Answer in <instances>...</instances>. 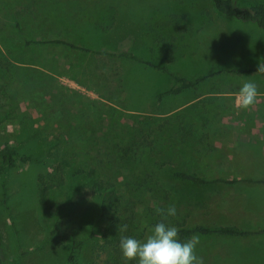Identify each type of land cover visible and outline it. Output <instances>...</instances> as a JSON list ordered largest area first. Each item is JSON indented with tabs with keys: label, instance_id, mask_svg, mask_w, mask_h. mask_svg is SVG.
Masks as SVG:
<instances>
[{
	"label": "rangeland",
	"instance_id": "obj_1",
	"mask_svg": "<svg viewBox=\"0 0 264 264\" xmlns=\"http://www.w3.org/2000/svg\"><path fill=\"white\" fill-rule=\"evenodd\" d=\"M53 37L86 50L47 41ZM121 51L180 77L211 75L196 90L156 100L172 79ZM260 62L264 30L219 15L209 0H0V149L33 158L0 174L2 264H62L71 235L83 240L79 261L125 264L99 236L91 178L113 184L118 226L137 239L160 221L156 209L170 205L177 214L166 222L177 228L264 229V135L246 143L231 134L252 121L264 127ZM245 82L258 91L248 109L234 105V94L203 97L201 111L197 101L184 105L197 94L235 93ZM218 102L223 112L215 111ZM61 158L69 166L60 170ZM174 170L214 181L196 185ZM193 235L204 264H264V230L180 240Z\"/></svg>",
	"mask_w": 264,
	"mask_h": 264
},
{
	"label": "trees",
	"instance_id": "obj_2",
	"mask_svg": "<svg viewBox=\"0 0 264 264\" xmlns=\"http://www.w3.org/2000/svg\"><path fill=\"white\" fill-rule=\"evenodd\" d=\"M211 7L221 16L229 17L233 19H238L241 21H250L254 22L259 28L264 30V2L253 3L244 7L238 6L234 3V0H209ZM18 22H15V27L18 28ZM43 40V39H40ZM51 43H61L67 45L72 48L86 50L84 48L76 47L71 42L65 41L58 37H53L50 40H47ZM27 42V41H26ZM121 57H126L129 59H133L141 62L144 65L154 67L161 72L165 73L169 76L173 84L170 85L166 90L159 91L155 94L156 100H158L162 95L178 93L183 89H195L196 85L201 81L206 79L210 74H204L198 77H194L192 79H188L185 77H180L178 75L170 72L165 66H159L157 64L151 63L150 61H143L140 58L134 56L129 51H121L117 54ZM253 69H245V70H235L239 73L250 72L255 70ZM224 72H233L234 70L226 69L222 70ZM219 72V71H216ZM212 72V73H216ZM221 72V71H220ZM33 159L31 156L26 154H21L13 150L12 148L0 149V174L4 172L7 167H11L15 164L16 161L24 163L28 160ZM69 166V162L61 158V160L57 163L56 167L58 169H62L63 167ZM172 175L179 177L183 180H186L190 183L196 185H204L214 180H209L202 176H198L193 173H188L184 171L174 170L172 171ZM41 175L38 176V182H40ZM215 181H224V182H234L235 180H222L220 178L215 179ZM264 182V181H263ZM91 187L98 193L99 202H98V217L102 220L103 225L99 232V236L107 246L111 247L116 255L117 259L119 257L120 261L124 260L122 258V253L119 247V241L121 235H128V230L124 233H121L118 230L119 223V212H118V195L113 189V184L106 179H90ZM2 186V196L4 195L3 184ZM43 193V191H42ZM44 194V193H43ZM59 213H54V221L51 225L50 233H53V229L56 225V218H58ZM179 232V239H186L192 234H216V235H231V236H244L255 233H260L264 229H259L255 231L251 230H243L239 229L236 226L232 225H218V226H206V225H193L189 227H179L177 228ZM92 232L89 233L88 237H90ZM83 240L77 238L75 235L70 236V240L67 246V250L65 253L64 261L62 264H92L89 262H81L77 259V255L79 252V248L82 244ZM125 263V261H124ZM0 264H2V259L0 256Z\"/></svg>",
	"mask_w": 264,
	"mask_h": 264
},
{
	"label": "clouds",
	"instance_id": "obj_3",
	"mask_svg": "<svg viewBox=\"0 0 264 264\" xmlns=\"http://www.w3.org/2000/svg\"><path fill=\"white\" fill-rule=\"evenodd\" d=\"M256 72L264 73V63H259ZM257 85L245 82L235 98L238 109H248L256 102ZM156 214L160 221L151 226L149 234L143 239L121 235L119 247L125 264L135 261L136 264H204L203 257L196 255V246L200 242L198 235H193L186 241L179 239L177 227L167 223L168 217L177 214L175 205L167 208H157ZM121 233L127 231V225L118 229Z\"/></svg>",
	"mask_w": 264,
	"mask_h": 264
},
{
	"label": "crops",
	"instance_id": "obj_4",
	"mask_svg": "<svg viewBox=\"0 0 264 264\" xmlns=\"http://www.w3.org/2000/svg\"><path fill=\"white\" fill-rule=\"evenodd\" d=\"M199 76H201V75H199ZM198 77V76H197ZM205 80V79H204ZM204 80H201L197 85H196V88H195V90L197 89V88H199V85H201V83H203V81ZM184 90V89H183ZM238 92L239 91H235V93H229V95H227V94H225V93H223V92H219V91H214V92H212V93H207V94H197V95H195V96H193L192 97V99L191 100H187L186 102H185V107L186 106H188V105H191V104H193L194 102H196L197 101V105H198V107L197 108H199L200 109V111H201V109H202V105H203V101H202V98L203 97H206V96H210V97H219V96H221V97H224V96H229L230 97V94H234V98H233V100L235 101V98H236V95L238 94ZM172 94H175V93H172ZM199 99H200V101H199ZM258 99V98H257ZM199 101V102H198ZM223 101V100H222ZM221 101V102H222ZM257 103V100H256V102L254 103V105ZM222 103H220V102H218L217 103V105H216V107L214 108L215 109V111L216 112H219V107H220V112H223V107H222V105H221ZM234 105H235V102H234ZM177 107H175L174 109H179L181 106H182V103L181 104H178V105H176ZM263 114H261L260 116H262ZM256 125V122H253L252 121V125H250V126H247V127H244V126H242V127H239V128H235V130H231V134H233V133H235V134H239V133H241L242 135H245V136H247L246 138H244V140L243 141H245L246 143H249V142H251L252 141V137L251 136H253V135H255V134H262V135H264V127H262V128H260L259 127V125L258 126H255ZM216 140H214L212 143H213V147H211V149H219L220 148V146L221 145H225V137L224 138H222V139H219V138H215ZM230 141V140H229ZM238 140L237 139H235V142L233 141V143L234 144H236V142H237ZM215 143V144H214ZM220 146H219V145Z\"/></svg>",
	"mask_w": 264,
	"mask_h": 264
}]
</instances>
